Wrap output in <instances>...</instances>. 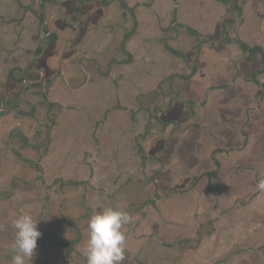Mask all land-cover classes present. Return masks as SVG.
I'll list each match as a JSON object with an SVG mask.
<instances>
[{"label":"crops","instance_id":"0c3cea01","mask_svg":"<svg viewBox=\"0 0 264 264\" xmlns=\"http://www.w3.org/2000/svg\"><path fill=\"white\" fill-rule=\"evenodd\" d=\"M232 4L214 0H139L137 6L129 4L137 30L124 41V53L133 52L136 59L127 63L119 58V65L109 68L110 74L101 84L93 81L69 88L80 100L103 102L108 115L104 114L101 130H93L90 136L86 135L89 127H85L84 117L76 118L79 125L74 135L71 126L64 125L59 140V177L76 180L78 170L71 162L77 154H84L82 159L93 169H104L101 185L116 179L122 184V191L106 194L104 206L102 199L95 201L88 213L92 216L113 207L131 216L123 228L122 264H264V193L256 188L257 181L264 178V0H244L241 15L233 21L235 11L229 8L238 7L239 0ZM219 25L220 35L215 39L214 28ZM190 30L199 33L201 42H196L200 48H194V62L190 63L198 61L197 68L181 95L191 104L202 103L198 116L194 115L198 123L181 137L180 133L175 145L157 155L154 150L151 159L155 160L146 159L142 164L139 154L137 159L133 155L141 135V114L136 107L142 97H150L142 89L172 85L173 81L180 84L181 76H188L193 49L187 45L177 48L176 44L190 41ZM87 47H79L70 56L85 54ZM86 72L92 74L89 67ZM210 81H215L213 90ZM189 88L194 89L190 95ZM57 89L63 99L59 100L60 109L70 114L69 119L73 114L67 110L69 91L65 95L63 86ZM175 97L166 100L172 103ZM119 103L120 108L114 107ZM114 120L117 123L113 124ZM170 125L171 129L172 122ZM123 152L124 159L120 156ZM208 172L213 175L208 177ZM1 225L3 229L8 226L3 220Z\"/></svg>","mask_w":264,"mask_h":264},{"label":"flooded vegetation","instance_id":"af4514ba","mask_svg":"<svg viewBox=\"0 0 264 264\" xmlns=\"http://www.w3.org/2000/svg\"><path fill=\"white\" fill-rule=\"evenodd\" d=\"M214 1L229 5L236 0ZM138 3L139 0H7L8 5L0 4V121H3L0 126L6 127V130L0 128V264H11L10 223L20 213L40 220L38 229L42 236L30 264L53 261L55 264H85L83 238L86 239L85 228L91 216H88L89 208L101 199L104 206L106 194L113 196L123 188L116 183L118 179L110 185L105 186L106 182L101 185L104 169H93L86 158L82 159L84 154H77L78 158L71 162L78 170L77 181L61 179L60 132L65 124L71 126L72 135L78 132L77 117L78 120L84 117V125L89 127L87 136L93 130H101L104 114L108 115L105 104L80 100L69 88L93 81L101 84L110 74L109 68L119 65V58L127 63L136 59L133 52L124 53V41L137 30L129 4L137 6ZM243 4L244 0H239L238 7L229 8L235 11L232 21L241 15ZM220 29V25L215 27L214 34L220 35ZM257 31L260 32L259 27ZM237 32L236 29L235 35ZM189 35L196 38L199 33L190 30ZM159 44L165 49L164 42ZM81 46H88L85 54L71 57ZM197 47L199 50V43ZM197 62L191 65L192 74ZM88 67L92 74L86 72ZM192 74L181 76V90ZM59 85L63 86L65 95L69 91L67 110L73 111L69 119L70 114L60 109L59 100L63 102V99L57 89ZM142 104L140 101L137 107L135 105L140 114ZM120 106V103L114 104V107ZM170 109L157 110L153 106L146 109L149 119L154 121L148 123L147 129L154 133L155 139L169 145L171 121L163 125L160 120L170 114ZM197 112L194 111L195 116ZM134 123L136 126L137 121ZM165 126L167 130L163 131ZM143 130L140 121V142L135 145L133 155L137 159L138 153L142 164L152 158L150 155L145 158L143 153L147 149L142 143L151 139L150 133L145 134ZM154 147L150 145L149 150H155ZM166 148L163 146L160 150ZM125 154L120 153V156L124 159ZM134 162L132 160V164ZM117 176L113 172V177ZM131 186L129 183V191ZM2 220L8 224L6 229L2 228Z\"/></svg>","mask_w":264,"mask_h":264},{"label":"clouds","instance_id":"9594fccd","mask_svg":"<svg viewBox=\"0 0 264 264\" xmlns=\"http://www.w3.org/2000/svg\"><path fill=\"white\" fill-rule=\"evenodd\" d=\"M264 193V178L256 184ZM131 216L119 208L105 207L90 216L83 247L85 264H122L125 258V225ZM40 220L31 214L20 213L11 220L12 241L10 244L11 264H30L36 255L37 241L42 236L38 229Z\"/></svg>","mask_w":264,"mask_h":264},{"label":"rangeland","instance_id":"374dc122","mask_svg":"<svg viewBox=\"0 0 264 264\" xmlns=\"http://www.w3.org/2000/svg\"><path fill=\"white\" fill-rule=\"evenodd\" d=\"M17 1H21V0H17ZM3 3L7 4V0H0V4H3ZM0 12H1V9H0ZM0 16H1V13H0ZM128 18H129V15H128ZM58 35H61V34H58ZM213 38L218 39L219 35H213ZM179 39H181V35H179ZM187 42L185 41V43H184V41L183 42L180 41V44H178V45L176 44V47L177 48H179V47L180 48H184L187 45V46H189V47H191L193 49V50L190 51L191 56L189 55V57H188L189 64H190V63L194 62V57H195L194 48H196V46H197L196 42H201V41H200L199 37L197 36L196 38H194V37L190 38V41H187ZM211 46L215 47L216 44L211 43ZM221 47H224V46L221 45ZM224 48H226V47H224ZM190 66H191V64H190ZM190 66L188 67L189 69H191ZM189 74H192V72H190ZM210 77H213L212 73L210 74ZM214 83H215V81L208 82V85H210L209 88L211 90H213V87L211 85L214 84ZM167 84H170V83H167ZM167 84L165 83L164 85H160V86L156 87L155 89H150L151 91L148 88H143L142 89V91H144V93L148 92V95L150 96L148 100L147 99L145 100V98L143 99V97H142V103L143 104H142V108H141L142 109L141 110V126H142V128H144L143 133H145V134H147V133L149 134L150 133V135H151L150 136V138H151L150 141L149 142L145 141V143H143L144 147L147 149V151L143 152L145 154V158H149V155L150 156L152 155V152H150V150H149V146L150 145H152V146L155 145L154 148H155L156 152H157V150H156L157 148H158V150H160L163 146H164V148H166L169 145V144H164V142H162L161 139H159V140L155 139V136H153L154 133L147 129L148 125L152 124L154 122L152 119H149V117H148L149 116V114H148L149 111L146 110L147 107L150 108V106L151 107L153 106L157 110H159V109L163 110V109H166V107L167 108L171 107L170 114L165 116L164 119L160 120V121L164 122V123H161L163 125H165V122L167 123V121H171L172 122V128L169 129V131L172 130V132H171L172 139L169 142L170 143L169 146L175 145L177 140H179L180 137L184 134L185 130L188 131V129L190 130V128H195L197 123H198L197 122L198 120L196 121V119H195L194 111H198L199 108H200L199 106L202 105V103H197V105H196L194 102H192L193 104H191V103H189L190 101L189 102L188 101L187 102L184 101L183 96L181 95L182 90L179 88V84H177L176 82H172L171 83L172 85H169V87H168ZM154 90H157V92H153ZM193 90L191 89V91H190V88H189L190 92L188 93V95H190V93L192 94V92H194ZM226 90L228 91L229 88H227ZM173 94L177 97L176 101L178 103H175L176 101L172 102V103H168V101H167L168 98L170 96L172 97ZM178 94L181 95V96H179ZM206 94H207L206 92L205 93H200V96H199V94H198V96L202 97V96H204ZM163 98H165V99L163 100ZM166 98H167V100H166ZM173 100H175V99H173ZM182 101L185 102V103H182ZM187 117L191 119L188 122L184 121V120H186ZM154 125H155L154 128H157L156 124H154ZM180 133H181V135L179 137L178 135ZM144 137L147 140H149V137H147V135H145ZM144 139H142V142H144ZM152 151H154V149ZM151 160H155V158H153Z\"/></svg>","mask_w":264,"mask_h":264},{"label":"trees","instance_id":"16d2710c","mask_svg":"<svg viewBox=\"0 0 264 264\" xmlns=\"http://www.w3.org/2000/svg\"><path fill=\"white\" fill-rule=\"evenodd\" d=\"M241 47H244V45L241 44ZM207 175L211 176V175H213V172H208Z\"/></svg>","mask_w":264,"mask_h":264},{"label":"water","instance_id":"95a60500","mask_svg":"<svg viewBox=\"0 0 264 264\" xmlns=\"http://www.w3.org/2000/svg\"><path fill=\"white\" fill-rule=\"evenodd\" d=\"M39 3H40V1H39ZM24 87H25V86H24ZM24 87H23V89H24ZM18 99H20V97H19Z\"/></svg>","mask_w":264,"mask_h":264}]
</instances>
